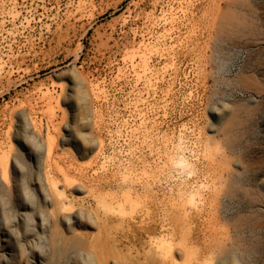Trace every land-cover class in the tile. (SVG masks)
Returning a JSON list of instances; mask_svg holds the SVG:
<instances>
[{
  "label": "rangeland",
  "instance_id": "obj_1",
  "mask_svg": "<svg viewBox=\"0 0 264 264\" xmlns=\"http://www.w3.org/2000/svg\"><path fill=\"white\" fill-rule=\"evenodd\" d=\"M255 1L0 0V264H264Z\"/></svg>",
  "mask_w": 264,
  "mask_h": 264
},
{
  "label": "bare ground",
  "instance_id": "obj_2",
  "mask_svg": "<svg viewBox=\"0 0 264 264\" xmlns=\"http://www.w3.org/2000/svg\"><path fill=\"white\" fill-rule=\"evenodd\" d=\"M255 6L251 7L250 18L245 17V19L237 21L233 19L232 15L227 18L225 26L223 25L221 39H226L230 33L229 39H233V36L236 35L239 39L243 37L245 43L252 44L260 41L264 43V0H256Z\"/></svg>",
  "mask_w": 264,
  "mask_h": 264
}]
</instances>
